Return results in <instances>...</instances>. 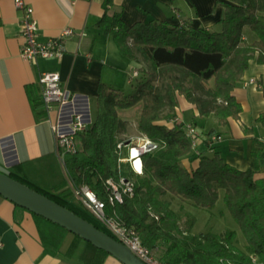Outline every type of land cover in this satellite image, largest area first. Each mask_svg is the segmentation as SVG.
Segmentation results:
<instances>
[{"label": "trees", "instance_id": "16d2710c", "mask_svg": "<svg viewBox=\"0 0 264 264\" xmlns=\"http://www.w3.org/2000/svg\"><path fill=\"white\" fill-rule=\"evenodd\" d=\"M112 4L113 0L103 1L105 10ZM215 4L223 8L219 30L156 19L126 25L120 12H104L97 27L111 35L122 56L141 64L143 77L130 95L98 84L95 116L76 136V153L64 156L66 179L87 185L106 200L110 192L106 180L119 178L117 144L128 139L122 138L128 121L120 113L138 107V135L157 147L141 155L142 174L133 176V195L124 196L113 206L107 204V211L114 212L156 258L167 264H221L220 260L248 264L249 254L257 255L264 264V181L254 178L256 170L264 167V139L252 138V168H233L215 152L200 155L197 167L188 170L180 160L193 152L184 124H167L176 117L178 96L194 105L199 116L213 117L217 126L237 119L241 106L232 91L241 82L250 60L255 58L258 64H264V0H218ZM245 29L254 35L252 40H245ZM262 89L264 94V82ZM257 123L264 126V117H259ZM247 131L252 133L251 129ZM201 133L218 135L214 128ZM8 175L114 238L88 212L67 199L69 184L43 189L16 174ZM220 191L245 238V250L237 246L234 231L192 232V220L182 222L184 214L175 212L165 199L170 194L182 203L212 208ZM0 199L5 198L0 195ZM28 212L45 222L47 235L61 229L92 250L108 254L58 224Z\"/></svg>", "mask_w": 264, "mask_h": 264}, {"label": "crops", "instance_id": "0c3cea01", "mask_svg": "<svg viewBox=\"0 0 264 264\" xmlns=\"http://www.w3.org/2000/svg\"><path fill=\"white\" fill-rule=\"evenodd\" d=\"M23 1L37 22L39 40L55 37L66 28L73 31L64 39L61 57L24 60L19 55L22 11L14 6V0H0V171L16 174L43 189L63 182L68 185L55 151L50 122H57L61 131H66L75 112L90 124V102L96 99L99 83L121 90L134 69L138 71L137 80L143 77L141 64L122 56L111 35L97 27L104 12H120L126 25L156 19L211 30L220 29L223 15V8L215 4L218 0H113L106 10L104 0ZM46 71L57 72L61 87L71 96V101L61 107L53 105L48 113L38 83L39 74ZM249 78L264 82V64H258L255 58L232 91L241 106L239 116L225 126H217L211 116H199L194 105L178 96L179 122L188 112L189 123H196L200 131L214 128L222 138L211 150L202 142L195 148L199 154L193 151L180 159L185 168L193 170L200 155L215 152L238 170L254 166L252 138L264 139V126L257 123L259 117H264V94L255 85L243 88L242 81ZM254 178L264 181V167L256 170ZM48 230L45 222H39L27 210L0 199V264H123L61 229L47 235Z\"/></svg>", "mask_w": 264, "mask_h": 264}, {"label": "built area", "instance_id": "2783aa9c", "mask_svg": "<svg viewBox=\"0 0 264 264\" xmlns=\"http://www.w3.org/2000/svg\"><path fill=\"white\" fill-rule=\"evenodd\" d=\"M14 6L22 11L20 18L21 37L23 39L19 55L22 59L28 61H36L38 58H59L64 53V39L73 34L70 28L63 29L57 36L48 38L44 41L38 39V26L32 15L31 8L23 0H14ZM138 76V71L134 69L128 78V83ZM60 76L55 71L41 72L38 76V83L41 88V99L46 112H50L53 105L63 106L71 101V96L65 88L60 85ZM255 85L262 89V81L256 78H249L242 81V86L247 87ZM170 125L179 122L177 117L170 120ZM89 124L84 123L81 115L73 112L71 114L67 130L61 131L60 124L50 122L52 135L55 142V151L65 174L64 156L66 154H74L77 151L76 136L83 133ZM186 136L190 140L192 150L202 142L211 150L213 144L222 139L221 136L211 135L204 136L195 125L189 123L185 126ZM157 147V144L144 136L137 135L128 138L126 141H120L117 144L118 149V173L117 181L111 179L106 180L110 192L106 200L100 199L96 193L87 185H76L67 178V182L71 189L77 204L88 212L102 227L114 236V239L128 247V249L146 264H167L158 258L144 246L136 234L129 227L123 225L116 217L114 212L107 211V204L113 206L115 203H121L124 196H132L134 189V175L142 174L141 155L149 152ZM123 167L126 172L123 173ZM248 264H263L257 255L249 254ZM221 264H233L231 261L220 260Z\"/></svg>", "mask_w": 264, "mask_h": 264}, {"label": "water", "instance_id": "95a60500", "mask_svg": "<svg viewBox=\"0 0 264 264\" xmlns=\"http://www.w3.org/2000/svg\"><path fill=\"white\" fill-rule=\"evenodd\" d=\"M0 195L17 206L49 220L102 249L123 264H146L125 245L85 218L0 171Z\"/></svg>", "mask_w": 264, "mask_h": 264}, {"label": "rangeland", "instance_id": "374dc122", "mask_svg": "<svg viewBox=\"0 0 264 264\" xmlns=\"http://www.w3.org/2000/svg\"><path fill=\"white\" fill-rule=\"evenodd\" d=\"M244 36L246 37L245 40H248V41H250V39L254 37V35L251 34L247 29L244 30ZM137 83H138V80L136 78H133L131 83H128V84L124 83L123 89H121V91L125 95L134 94ZM95 111H96V101L91 100L90 112H91L92 119L95 116ZM120 115L123 118H126L128 120L127 130H126V133L122 135V138L127 139L130 137L136 136V134L138 135L139 133L136 129V121H137V116H138L137 108L135 107L131 110L123 111L120 113ZM189 116L191 115L187 112L185 115L184 121H183L184 128L186 125L189 124V120H190ZM170 123H171L170 121L167 122V124L169 125ZM197 124H201V123H198L197 121ZM125 172H126V169L125 167H123V173ZM66 197L67 199L72 201L74 204H77L74 196L72 195V192L67 194ZM165 199L170 202L171 208L175 212L181 215L184 214L183 216L185 217H183L182 222H184L187 218L192 220L193 222L192 232H209L210 231V232H215V233H224L227 231H234L236 235L237 246L245 250V246H246L245 238L243 234L241 233V231L239 230L238 226H236L237 224L235 223L234 219L230 215L228 209L226 208L223 202V191L219 192V198L217 199L215 205L212 208L195 207L188 201H184L182 203L180 199L170 194H167L165 196ZM81 210H84V209L81 208Z\"/></svg>", "mask_w": 264, "mask_h": 264}]
</instances>
